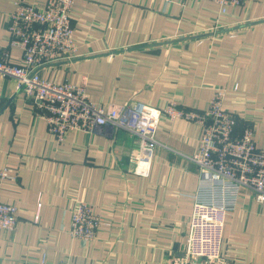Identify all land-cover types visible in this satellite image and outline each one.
Listing matches in <instances>:
<instances>
[{
	"label": "crops",
	"instance_id": "0c3cea01",
	"mask_svg": "<svg viewBox=\"0 0 264 264\" xmlns=\"http://www.w3.org/2000/svg\"><path fill=\"white\" fill-rule=\"evenodd\" d=\"M14 2L0 0L2 48ZM71 20L77 56L40 67L45 79L83 85L97 104L176 102L196 111L225 88L237 130L252 126L264 148V0H244L223 15L212 0H75ZM9 54L21 62L18 47ZM39 113L17 80L0 74V167L15 176L0 196L19 208L16 227L0 229V264H184L201 177L188 156L200 125L163 116L143 177L134 172L135 135L100 126L60 140ZM79 201L103 220L90 241L70 234ZM223 257L264 264V203L248 188L226 219Z\"/></svg>",
	"mask_w": 264,
	"mask_h": 264
},
{
	"label": "built area",
	"instance_id": "2783aa9c",
	"mask_svg": "<svg viewBox=\"0 0 264 264\" xmlns=\"http://www.w3.org/2000/svg\"><path fill=\"white\" fill-rule=\"evenodd\" d=\"M212 1L219 5V14L223 15L244 0ZM74 4L75 0H15L8 17V47H0V74L17 80V89L32 98L49 132L60 140L70 131L93 132L100 126L122 128L135 135L134 172L139 176L150 174L163 116L199 124L198 147L188 159L198 166L201 177L198 190L192 195L184 264H225V223L237 206L241 189L248 188L258 202L264 203V148L255 142L254 128L248 125L240 132L237 130L236 114L224 107L225 88H216L207 109L196 111L180 108L176 102L162 108L140 101L97 104L83 85L45 79L40 67L77 56L71 20ZM9 47L21 50V62L11 60ZM14 177L11 168L0 167V188L5 180ZM18 213L16 204L3 201L0 196V229L13 230L19 221ZM102 223L86 202L79 201L72 211L70 234L93 240Z\"/></svg>",
	"mask_w": 264,
	"mask_h": 264
},
{
	"label": "rangeland",
	"instance_id": "374dc122",
	"mask_svg": "<svg viewBox=\"0 0 264 264\" xmlns=\"http://www.w3.org/2000/svg\"><path fill=\"white\" fill-rule=\"evenodd\" d=\"M188 230H189V228H188ZM187 239V238H186ZM185 246H186V244H185ZM65 263V262H64ZM67 264V263H66Z\"/></svg>",
	"mask_w": 264,
	"mask_h": 264
}]
</instances>
